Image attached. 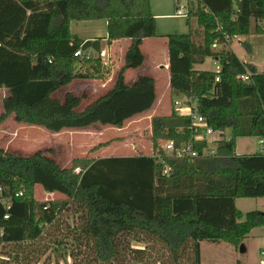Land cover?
I'll return each instance as SVG.
<instances>
[{"label":"trees","instance_id":"16d2710c","mask_svg":"<svg viewBox=\"0 0 264 264\" xmlns=\"http://www.w3.org/2000/svg\"><path fill=\"white\" fill-rule=\"evenodd\" d=\"M188 1L193 7H188L187 24L192 16L198 21L203 42L197 44L191 33L168 36L171 89L195 102L194 113L212 129H229L231 140L219 142L210 157L188 161L166 156L163 144L173 140L181 146L194 134L193 118L175 108L170 116L152 118V156L78 158L63 168L48 156L51 149L26 156L2 148L0 244L40 240L44 225L55 224L71 205L80 213L82 236L104 264H201V242L240 249L253 230L264 228V212H249L240 222L244 215L236 207L238 199H264V152L240 156L235 151L238 138L264 140V72L226 48L212 51L225 33L233 38L252 35L253 22L255 34L263 36L264 0ZM99 20L108 22L109 43L132 41L114 86L85 107L87 94L53 99L76 80L106 77L109 65L100 58L86 62L74 57L81 47L100 53L101 40L83 42L70 29L74 21ZM155 37L150 0H0V90L9 92L0 125L14 116L19 124L58 135L96 124L122 127L151 111L158 98L155 79L141 76L129 86L125 73L144 65L141 46ZM208 58L219 62V74L195 70ZM248 72L249 82L238 79ZM206 147L195 143L199 153ZM37 186L66 199L39 203ZM19 193L23 196L17 197ZM137 240L157 244L164 255L148 246L131 248Z\"/></svg>","mask_w":264,"mask_h":264},{"label":"rangeland","instance_id":"374dc122","mask_svg":"<svg viewBox=\"0 0 264 264\" xmlns=\"http://www.w3.org/2000/svg\"><path fill=\"white\" fill-rule=\"evenodd\" d=\"M154 2L157 13L162 15L169 13L171 16H168V18L156 17L157 44L155 43V47L153 46V48L145 51L148 62H150L151 56L156 59L155 63L156 61L167 62L165 59V43L169 41V35H188L191 33L192 38L197 44L203 42V31L199 28L198 21L192 16V22L189 26L187 24V17L178 16L177 9L187 6L185 0H155ZM189 6L192 8L193 4L189 3ZM256 27L257 23L253 22L252 35L234 37L235 39L231 44L226 46V49L232 51L242 63L256 67L259 72H264V35L259 36L255 34ZM223 49L225 48L222 47L218 50L212 47V51L216 53L221 52ZM105 60H108V65L113 66V60L112 58L109 60L108 55ZM199 69L216 71L218 67L215 60L207 59ZM167 73L169 71L161 70V68H152L149 74L156 80L157 95L160 99L163 98V95L167 91L169 82ZM81 83L85 82L76 80L71 87H68L69 89H61V91L54 94V97H61L66 91H79ZM84 88H87L89 92L86 97L88 99L87 101L84 100L82 107L94 102L102 94L97 93V95L95 94V96L90 97V92L94 93L92 92L93 89L91 90L89 87ZM8 96L9 92L7 89L0 91V116L4 113L5 109L3 105ZM176 102L182 103L184 107L192 106L195 103L190 102L187 96L173 93L170 85V90L157 105L160 109L159 111L156 110V107L150 113L134 117L133 120L125 123L122 127L108 128L96 124L87 130L66 131L56 136L40 127L31 129L21 123L19 124L14 119V116H10L7 118L8 120L0 125V148L5 149L9 146L10 149L7 151L26 156L40 152L41 150L43 151L45 148H47L45 150L51 149L53 152L47 153L48 156L54 158L63 168H70L72 162L78 158L97 160V158L102 157L101 155H115V153L116 155L113 157L152 156L150 120L153 116H170L172 110L176 108ZM20 128L22 129L19 130ZM18 131H20V137H17L16 133ZM226 132L227 135H231L232 133L229 129ZM260 141L257 137L238 138L236 141V154L241 156L263 152ZM108 142H110L109 145L100 147L92 152V149L96 148L99 144ZM35 194L39 203L66 199L62 194L49 196L50 194L45 193L42 186L36 187ZM236 207L244 215L240 221L243 222L245 215L249 212H264V199H238ZM79 221L80 213L77 214L71 205L69 209L62 211L61 216L55 224L49 227L44 225V235L40 240H29L18 246L0 244V264H104L100 258L98 259L93 243L87 241L82 236V232L79 230ZM146 246L155 249L154 254L161 250V247L157 244H150L148 241L140 242V240H137L131 242V248L135 250H144ZM200 246L201 264H264V228L253 230L240 249L224 243L210 244L201 242ZM160 252L163 254L162 251ZM123 253L124 251L122 250L120 255H123ZM126 255L130 256L129 252H126ZM117 264L121 263L118 262Z\"/></svg>","mask_w":264,"mask_h":264},{"label":"crops","instance_id":"0c3cea01","mask_svg":"<svg viewBox=\"0 0 264 264\" xmlns=\"http://www.w3.org/2000/svg\"><path fill=\"white\" fill-rule=\"evenodd\" d=\"M154 1L155 0H150V3L152 5V13H153L155 18L156 17H167L168 18V16H171L169 13L167 15H162L160 13H157L156 12L157 9L155 10V5L156 4H155ZM70 29H71V34L74 37L75 36L78 37L83 42H94V40L100 39L101 41H99V42H100L101 50L105 51L107 53V55L109 57V60L112 58V60H113L112 61V65L113 66L109 65L108 70H107V74H106V77L104 78V80H101V81H97V80H95V81H84V80H82L85 83H81V87H79V91H76V92H74V91H66V92H64L61 95V97L58 96L57 98H55L54 97L55 95H53V99L64 100L63 98L68 93L76 94L78 96H82L84 94H88L89 90L87 91V88H84V87H89V88H91V90L93 89L92 92H94V93L90 92V95H89L90 97L95 96V94L97 95V93H102V94H100V96H102L103 94L108 92L114 86V82L116 80L115 78H116L118 72L125 65L124 58H125V55H126L128 49L130 48V46L132 44V41H130L128 39H122V40H115V41H113V43H109V41H108V22L104 21V20L93 21V22H77V21H74V22H71V28ZM156 39H157L156 37L155 38H150V39H146L143 42V44L141 46V51H142V53L144 55V58L146 59L145 63H144V65L142 67H140L138 69L128 70L125 73V79H126L127 84L129 83V86H132L136 82L138 77L146 76V77H150V78L152 77L153 78V76L149 75L150 72L152 71V68H161V70L169 71V73H167V77H169L168 78L169 82H168L167 91L163 95V98H164L166 93L170 90V78H171L170 77V66H169L170 59L168 58V55H169V41H167L165 43V49H166V57H165V59H166L167 62H158V61H156V63H155L156 59H154L153 56H151L150 62H148V59H147V56H146V53H145L146 50L153 48V46L155 47V43L157 44V40ZM250 50H251V46H250ZM89 51H91V52H93L95 54L98 53V52H96L93 49H90ZM208 59H211L212 61H214V59H212V58H208ZM200 66L201 65H196L195 66V70H197V71H207V70L199 69ZM254 68H256V67H254ZM155 82H156V80H155ZM73 83L71 85H69V86L64 87L62 90L69 89L68 87H71L73 85ZM59 91H61V90H59ZM156 97H158V95H157V83H156ZM163 98L160 99L158 97L155 105L152 108V110L147 112V113L152 112L157 107V105L159 104L160 100L162 101ZM156 110L159 111L160 110L159 107H157ZM144 114H146V113H144ZM138 116H140V115H138ZM152 118L150 120V123L152 122ZM24 126H26V125H24ZM26 127H29L31 129H36V127H32V126H26ZM21 129L22 128H20L19 130H21ZM24 130H25V128H24ZM85 130H87V129H85ZM32 131H36V130H32ZM77 131H80V130H77ZM64 132H66V131H64ZM64 132H62V133H64ZM62 133H59V134H62ZM16 134H17V137L21 136L20 135V131H18ZM21 141H22V139H21ZM9 145H10V143H9ZM5 149L9 150L10 147L8 146ZM45 149H47V148H45ZM45 149L43 151L46 154L47 150H45ZM115 155H116V153H115ZM115 155H105V156L101 155L102 157L101 158H97V159L124 157V156L113 157ZM49 196H55V195H49Z\"/></svg>","mask_w":264,"mask_h":264},{"label":"built area","instance_id":"2783aa9c","mask_svg":"<svg viewBox=\"0 0 264 264\" xmlns=\"http://www.w3.org/2000/svg\"><path fill=\"white\" fill-rule=\"evenodd\" d=\"M187 2L186 7H180L177 9L178 16L182 17H187L188 12H189V1L185 0ZM187 10V12H186ZM186 12V13H185ZM223 29L219 27L217 29V32H222ZM235 38L231 37L227 33L223 36L222 42L217 40L213 43L212 47L213 49H220V48H226L229 44L233 42ZM1 46V44H0ZM74 57H77L81 59L82 61L90 62L94 58H100L105 66H108L107 61L105 60L107 57V53L105 51H101L100 53H95L91 51H86L83 49V47L79 48L76 52ZM216 66L218 69L216 71H213L216 74H219L221 72V66L217 60H215ZM252 75L248 72L247 74L243 76H239V80L242 81L243 83L249 82L251 79ZM221 78L220 76L217 77L216 82H220ZM191 102L192 100L189 99ZM176 110L178 111L179 115L185 116V117H192L193 122H192V131H193V137L191 141L187 144H182L181 146H176V143L172 141H167L165 144L162 145L161 149L163 153L166 154V156L170 158H177L181 160H195L197 158L201 157H210L214 156L216 154V147L219 142L222 140H225L226 142L230 141L232 136L227 135V132H221V131H216L212 129L210 126H208L207 121L200 115L195 114L193 110V106H183L182 103L176 102ZM195 143H205L207 145L206 148L202 150L203 153H199L195 149ZM260 145L262 146V150L264 152V140L261 139ZM169 169L165 170V175H168ZM2 189L0 188V198L2 197ZM23 193H19L17 197H22ZM11 208V204H7V209L9 210ZM6 219L9 218V216L5 217ZM264 255V253H263Z\"/></svg>","mask_w":264,"mask_h":264}]
</instances>
